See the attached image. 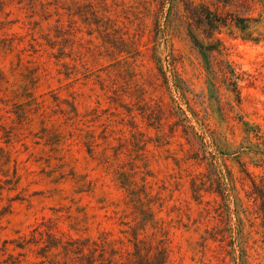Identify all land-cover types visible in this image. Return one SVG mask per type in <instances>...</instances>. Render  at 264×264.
<instances>
[{
	"label": "rangeland",
	"instance_id": "374dc122",
	"mask_svg": "<svg viewBox=\"0 0 264 264\" xmlns=\"http://www.w3.org/2000/svg\"><path fill=\"white\" fill-rule=\"evenodd\" d=\"M253 180L264 0H0V264H264Z\"/></svg>",
	"mask_w": 264,
	"mask_h": 264
},
{
	"label": "trees",
	"instance_id": "16d2710c",
	"mask_svg": "<svg viewBox=\"0 0 264 264\" xmlns=\"http://www.w3.org/2000/svg\"><path fill=\"white\" fill-rule=\"evenodd\" d=\"M231 1H247V0H231ZM189 4L194 6L193 1H190ZM195 18L197 19V21H196L197 24L203 25L204 23H206V25L211 27V28H215L218 24L223 25V26H226L228 24L227 21H223L222 19L221 20H218V19H212L211 20V17L203 18L202 16H198V15L197 16L195 15ZM239 20L240 21H238L236 23V27L241 28V30H243V31H247L249 27H248V25H246V22H249L251 19H239ZM253 21L256 22L257 20L253 19ZM194 25L195 24H193V25L190 24L189 28H188V31H189V34L191 37H197L195 34ZM247 37H251V35L247 34ZM194 42H195V44H200L196 39H194ZM201 49L206 51V52L207 51L210 52V50H211L209 47H204L202 45H201ZM231 180H232V178H231ZM253 188H254V191L252 194L256 195L257 199H259L261 201V208L260 209L264 214V181L257 183V182H255V180H253ZM234 198H235V203L239 204L240 203L239 197L237 195H234Z\"/></svg>",
	"mask_w": 264,
	"mask_h": 264
}]
</instances>
